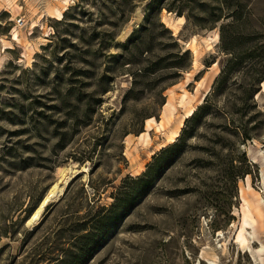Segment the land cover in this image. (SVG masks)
I'll return each mask as SVG.
<instances>
[{
  "label": "rangeland",
  "instance_id": "rangeland-1",
  "mask_svg": "<svg viewBox=\"0 0 264 264\" xmlns=\"http://www.w3.org/2000/svg\"><path fill=\"white\" fill-rule=\"evenodd\" d=\"M149 1L0 0V264H264V0H162L145 22ZM177 49L186 66L174 76L164 66ZM171 95L167 130L190 106L197 116L171 143L166 129L145 141V119L160 120ZM59 167L73 176L28 223ZM256 191L242 248L243 198Z\"/></svg>",
  "mask_w": 264,
  "mask_h": 264
},
{
  "label": "bare ground",
  "instance_id": "bare-ground-1",
  "mask_svg": "<svg viewBox=\"0 0 264 264\" xmlns=\"http://www.w3.org/2000/svg\"><path fill=\"white\" fill-rule=\"evenodd\" d=\"M62 15H63V11L61 9H58V8L53 9L52 17H56V18L60 19L62 17ZM174 20L172 21V20L165 19V23L170 28L177 30L178 25L176 24V21L182 22V21H184V18H183V16H177L176 21H174ZM34 26H36V24H34ZM215 38H217L216 34H215ZM12 39H15L18 41L20 40L16 30L13 31ZM209 39H210V37L204 38V40L206 41L208 46H211V43H210L211 41L208 42ZM189 46H190V49L192 51V56H193L192 64H193V66H196V64L198 63V59L200 58L201 51L196 46V38L195 37L191 38V40L189 42ZM9 47H11V45H5L4 46V48H9ZM188 74H190V72H188L187 75ZM189 81H190V79L187 76L185 78L184 82H189ZM178 84H176V85H178ZM168 90L170 91V93L173 92V91H171V88H169ZM263 91H264V82H263ZM208 92H209V90H207L203 94V96H205ZM188 94L189 93L185 89H183L181 94H180L179 104L183 107H186V105L190 101V96ZM171 100H172V95L169 97L167 103L165 104V107L162 111V118L160 120H157L154 117H148L145 119V131L142 133L143 139L145 141H148L150 139L148 131H150L151 129H155L157 131H165V129L171 124L173 109H174V105H173ZM200 102H201V100H200ZM194 111H195V107L190 106L189 108L186 109V111L183 115V118L178 122V124L176 125L175 128H169L168 130L166 129L167 130V132H166V142L167 143H171L175 140V138L179 134V127L182 125L183 119L190 117ZM166 145L167 144H162L158 148H156V150H159L160 148H162ZM154 153H155L154 150L150 151V155H153ZM66 170L67 169L65 167H59L58 168V171L62 176L61 180L57 181L56 183H54L49 188L47 195L42 199L39 206L35 209V211L31 215L30 219L28 220V223L36 220L40 216L42 209H43V206L49 200L57 197L60 194V192L62 191L63 186L73 176L74 171H70V174L67 176ZM255 196H256V200H252V201H249V200L243 198V203H242V207H241V214H242L241 226L238 229L236 237H235L236 241L240 244V246L242 248H244L246 246V242H247V237L245 235V231L249 227L254 228L255 219H254L252 213L256 212L258 215L261 214V204L263 203V200H262L261 195L258 191H256Z\"/></svg>",
  "mask_w": 264,
  "mask_h": 264
},
{
  "label": "trees",
  "instance_id": "trees-1",
  "mask_svg": "<svg viewBox=\"0 0 264 264\" xmlns=\"http://www.w3.org/2000/svg\"><path fill=\"white\" fill-rule=\"evenodd\" d=\"M113 1L117 2V0H113ZM161 3H162V0H150L148 2L147 7H146V11L147 12L144 15L145 22H149L150 21V19H151V16H150L151 14L150 13L151 12H154L156 10H161L162 9ZM122 4H124V3L123 2L122 3H120V2L117 3L118 7H121ZM173 8L174 7H173V5H171V3L167 7V9H169V10H171ZM66 14H67V12H65L63 14V16H62L61 19H64L65 16H66ZM231 17H234V20H238L240 18V13L236 11L235 14H232ZM127 19L128 18H126V20ZM101 23L103 24V22H101ZM108 23L112 27L118 26L117 25V22H108ZM227 25H233V23L221 25V29L224 30L225 26H227ZM141 28L142 29H145L146 28L145 23L142 24ZM139 31L140 30H137V29L133 30L130 33V35H129L128 38L131 41L134 40L133 38L136 36V34H138ZM223 43H224V45H223L224 50H226L230 54H232L233 57L236 59V61H238V60L241 59L242 56L236 54V52H235V46H234V44H232V42H227L226 40H224ZM125 44H126V42H123L121 45L125 46ZM175 45H177V44L175 43ZM251 55H252V53H249L248 54V56H251ZM186 56H187V51L181 52V50L177 49L174 53H172L169 56H167V57H170L172 60H170V62H168V64H166V66H164V67H171L173 69L172 70L173 71L172 72L173 75L174 76H179L180 70H183V68H185V66H186V64H184V62H183V60L186 58ZM161 60H164V59H161ZM143 70H146V69H143ZM141 71H142V69H141ZM197 114H198V108L193 112V114L190 117L193 119V118H195L197 116ZM186 122H188V120H186ZM177 146H178V143H172V144H169V145L161 148L158 152H155L153 154V156H152V160H153L152 163H150V164L147 165V170L143 174H141V176L138 177L136 180H141V177L146 176V174H148L153 169V167H155L159 163V161H160V159H161L162 156H164L166 154H171L175 150V148H177ZM140 182L141 181H138L137 183H140ZM101 218H104V216H101ZM89 235L90 234H85L82 237H80L79 239L85 238V237H87ZM64 261H65L64 259H60L57 262H59V264H64L65 263Z\"/></svg>",
  "mask_w": 264,
  "mask_h": 264
},
{
  "label": "built area",
  "instance_id": "built-area-1",
  "mask_svg": "<svg viewBox=\"0 0 264 264\" xmlns=\"http://www.w3.org/2000/svg\"><path fill=\"white\" fill-rule=\"evenodd\" d=\"M16 23H17V25L22 26L23 23H24L23 18H18V19L16 20Z\"/></svg>",
  "mask_w": 264,
  "mask_h": 264
},
{
  "label": "water",
  "instance_id": "water-1",
  "mask_svg": "<svg viewBox=\"0 0 264 264\" xmlns=\"http://www.w3.org/2000/svg\"><path fill=\"white\" fill-rule=\"evenodd\" d=\"M45 206H46V205H45ZM45 206H44V207H45Z\"/></svg>",
  "mask_w": 264,
  "mask_h": 264
}]
</instances>
